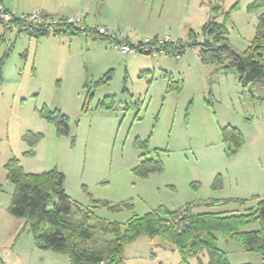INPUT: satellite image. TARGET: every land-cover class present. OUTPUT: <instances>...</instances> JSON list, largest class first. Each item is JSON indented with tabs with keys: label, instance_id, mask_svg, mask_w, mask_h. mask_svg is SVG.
Segmentation results:
<instances>
[{
	"label": "rangeland",
	"instance_id": "1",
	"mask_svg": "<svg viewBox=\"0 0 264 264\" xmlns=\"http://www.w3.org/2000/svg\"><path fill=\"white\" fill-rule=\"evenodd\" d=\"M142 1L127 0L123 24L109 29L134 35L137 42L170 36L171 42L185 45L180 58L165 50L124 53L108 37L87 32L63 37L62 54L51 58L43 52H58L53 34L35 37L18 28L0 34L3 264H35L15 246L12 231L21 219L6 210L14 185L6 180L4 165L12 157L27 173L62 172L76 205L111 222L190 204L195 211L245 218L241 232L262 229L253 210L264 198V102L244 97L240 74L229 59L204 61L201 52L212 39L204 28L212 18L225 27L230 44L245 52L264 5L252 8L256 0H158L152 13L141 10ZM100 11L91 15L96 24L105 18ZM42 109L66 115L70 133L59 134L38 112ZM230 127L244 138L236 151L224 138ZM29 133L42 138L29 145L23 139ZM141 157L160 161L163 171L137 174ZM74 210V218L80 217ZM216 236L232 263L264 264L262 253L247 252L220 232ZM47 252L70 264L67 255Z\"/></svg>",
	"mask_w": 264,
	"mask_h": 264
},
{
	"label": "trees",
	"instance_id": "2",
	"mask_svg": "<svg viewBox=\"0 0 264 264\" xmlns=\"http://www.w3.org/2000/svg\"><path fill=\"white\" fill-rule=\"evenodd\" d=\"M261 5H264V0H256L252 8ZM204 28L212 36L202 47L204 61L229 59L230 66L240 74L244 97L264 102V14L245 52H239L230 44L225 27L215 19H210ZM18 29L35 37L50 35L36 32L29 25H19ZM65 32L77 35L88 30L60 28L53 35ZM184 48L183 42L178 41L168 43L164 49L168 54L181 57ZM2 80L0 59V82ZM38 112L55 124L59 134L70 133L69 118L60 111L42 109ZM41 138V134L38 137L30 133L23 136L29 145ZM224 138L228 144H233L235 151L244 142L242 134L234 127L225 129ZM4 167L6 180L14 185L8 212L26 221L25 225L33 233L35 245L39 249L67 255L70 264H124L126 247L142 235L160 237L163 242L172 244L181 257L178 264H191L189 259L199 256L203 251L208 256V264H233L227 252L219 247L217 232L225 240L240 242L247 252L264 255V198L253 210L257 219L262 221L261 230L241 232L238 226L244 223L245 218L222 216L219 212H196L190 204L187 205L188 223L182 229H178L176 223L181 208L170 211L162 210L161 207L142 216L135 214L125 223L111 222L95 215L90 209L81 210L76 205L65 190V175L62 172L51 170L40 174L27 173L17 157L10 158ZM134 171L141 176H148L152 172L163 171V164L158 160L141 157ZM2 190L3 184H0ZM74 209L81 213L80 217L74 218ZM114 209L121 211V206Z\"/></svg>",
	"mask_w": 264,
	"mask_h": 264
},
{
	"label": "crops",
	"instance_id": "3",
	"mask_svg": "<svg viewBox=\"0 0 264 264\" xmlns=\"http://www.w3.org/2000/svg\"><path fill=\"white\" fill-rule=\"evenodd\" d=\"M126 1L127 0H0V3H2L5 8L15 10L18 13H29L36 8H41L49 16L67 17L70 15L78 14L83 18L84 24L88 28H93L94 26H104L109 31L114 32L113 29L110 30L112 28L111 26L118 24L117 22H121L123 24V21L125 19V16L122 15H125V11L128 10L126 9ZM157 2L158 0H143L142 6L144 7H141V10L144 9L145 12H147V10L148 12L151 10L153 13V11L157 8ZM96 8L100 9L101 14L105 17L101 22H99V24H96L94 18L91 17V15L95 12ZM115 9L119 11L118 15L115 14ZM147 14L148 13H145V15ZM119 15L123 17L122 21L119 19ZM2 29L3 30L0 32L1 35L5 33L3 27ZM87 33L90 32L88 31ZM67 35L71 34L65 32L62 35H54L56 37L53 36L51 38V41L55 42L56 44L58 43V52L53 50L52 48H45V52L43 53H45L47 57L51 58H55L57 57V55L62 54V52L59 51V48H61V46H64L63 37H66ZM71 38L72 36L70 37V39ZM124 38L129 43L139 41V39H137L134 35L130 36L125 34ZM40 40L41 39H39L38 41L40 42ZM0 184H3V181H1ZM8 207L6 209L7 212ZM25 223L26 221L24 219H21L20 222L17 223L16 229L12 231V234H14L13 242L15 246L25 250L26 255L32 258V260L34 261L33 263L35 264L67 263H65L64 260H61L60 258L54 257L52 254H49L47 252L49 250H43V252H36V249L39 248L35 245L33 233L30 231L29 227H26ZM27 245H29L28 248L26 247ZM22 249L21 251H23ZM223 250L227 252L229 257L230 252L227 249ZM30 252L31 254H29ZM180 260V254L172 244L168 242H163L160 237L150 238L147 235H142L126 247L124 264H178L180 263ZM189 261L191 264H208V256L206 252L203 251L199 254V256L191 257Z\"/></svg>",
	"mask_w": 264,
	"mask_h": 264
},
{
	"label": "built area",
	"instance_id": "4",
	"mask_svg": "<svg viewBox=\"0 0 264 264\" xmlns=\"http://www.w3.org/2000/svg\"><path fill=\"white\" fill-rule=\"evenodd\" d=\"M0 25L5 31L16 30L19 28V25H29L36 32L49 34H53L56 29L68 27H73L82 31L88 30L94 38L101 36L108 37L112 40L114 45L119 47L124 53H129L135 48H141L146 52L156 54L158 52H163L165 50V46L168 43H171L170 36H167L163 40H156L155 42L146 38L141 42L128 43L123 37L121 30L111 32L104 26H94L93 28H88L84 24L83 18L78 14L67 17L49 16L41 8H36L29 13H18L15 10L5 8L2 3H0ZM176 58H180V56L177 55ZM188 216V206L185 205L180 209L176 218L178 229H182L188 223ZM0 264H3L1 257Z\"/></svg>",
	"mask_w": 264,
	"mask_h": 264
}]
</instances>
